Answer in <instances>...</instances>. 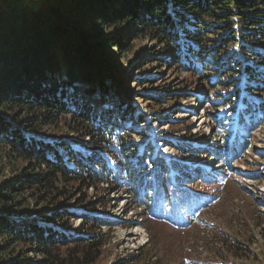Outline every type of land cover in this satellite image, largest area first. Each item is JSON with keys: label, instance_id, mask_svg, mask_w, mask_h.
<instances>
[{"label": "trees", "instance_id": "obj_1", "mask_svg": "<svg viewBox=\"0 0 264 264\" xmlns=\"http://www.w3.org/2000/svg\"><path fill=\"white\" fill-rule=\"evenodd\" d=\"M133 35L170 47L174 67L189 71L181 91L201 89L197 73L225 57L213 69L214 76L227 69V113L212 104L218 127L194 137L189 121L160 136L149 102L143 111L128 102L116 70ZM256 41H264V0H0V264H98L102 226L122 222L107 216L105 200L95 205L101 195L89 194L105 183L132 193V206L155 218L189 217L227 175L226 159L248 145L240 128L229 142L233 114L246 129L264 119ZM125 121L142 123V151ZM216 132L223 133L216 146L195 145ZM165 144L178 152L165 157L158 147ZM209 158L221 168L206 169Z\"/></svg>", "mask_w": 264, "mask_h": 264}, {"label": "rangeland", "instance_id": "obj_2", "mask_svg": "<svg viewBox=\"0 0 264 264\" xmlns=\"http://www.w3.org/2000/svg\"><path fill=\"white\" fill-rule=\"evenodd\" d=\"M61 25L66 26L67 22L61 21ZM135 36L130 39L131 50L121 58L123 65L116 70L121 93L128 102L140 107V111L149 102L148 108L153 113H147L149 122L158 123L160 136L175 125L182 127L189 121L194 137L210 133L213 124L217 126L212 104L219 115L228 111L222 96L226 91L227 69L221 75L214 76L213 72L225 57H217L215 63L207 62V69L197 73L203 84L201 89L189 86L187 91H181L189 71L179 64L174 67L176 55L170 47L147 35ZM213 36L210 34L211 38ZM252 46L264 51V41H256ZM251 59L254 57L250 56ZM83 86L80 84L79 88ZM92 98L100 109L104 103L101 92L97 91ZM251 114L256 117V112ZM233 117L232 128L237 125L236 115ZM127 118L135 120V115L128 113ZM57 123L63 124L62 121ZM124 124L129 139L142 151V123L125 121ZM220 125L217 130H221ZM241 130L248 135L244 152L231 160L226 159L231 163V168L226 170L227 176L210 187L209 199L195 206L183 221L146 214L143 205L132 206V193L120 187L105 183L107 189L90 188L91 197H103L96 200L95 205L105 200L107 216L122 219L120 223L102 226L106 243L98 264H264V119L253 128L242 127ZM219 132L216 137L215 133L197 143L216 146L222 142L223 133ZM69 134L77 135L72 129ZM114 144L119 149V141ZM158 147L166 157L179 150L178 146L170 144ZM206 168L220 169L219 159L210 158ZM102 210L100 208L98 213H103ZM73 219L74 227L82 222L80 217Z\"/></svg>", "mask_w": 264, "mask_h": 264}]
</instances>
